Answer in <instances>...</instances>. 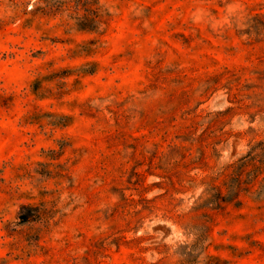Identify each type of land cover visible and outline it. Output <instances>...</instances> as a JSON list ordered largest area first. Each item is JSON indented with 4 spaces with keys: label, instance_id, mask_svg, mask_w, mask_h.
<instances>
[{
    "label": "rangeland",
    "instance_id": "1",
    "mask_svg": "<svg viewBox=\"0 0 264 264\" xmlns=\"http://www.w3.org/2000/svg\"><path fill=\"white\" fill-rule=\"evenodd\" d=\"M0 264H264V0H0Z\"/></svg>",
    "mask_w": 264,
    "mask_h": 264
}]
</instances>
